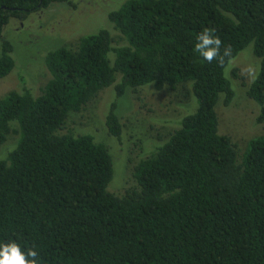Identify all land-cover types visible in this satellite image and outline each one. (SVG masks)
Wrapping results in <instances>:
<instances>
[{
    "label": "trees",
    "instance_id": "obj_1",
    "mask_svg": "<svg viewBox=\"0 0 264 264\" xmlns=\"http://www.w3.org/2000/svg\"><path fill=\"white\" fill-rule=\"evenodd\" d=\"M70 2L0 0V30ZM108 21L119 41L101 29L51 49L38 94L22 87L0 98V148L14 126L19 136L0 157V240L36 248L41 264H264V134L238 159L215 111L221 96L226 105L233 98L225 67L253 43L259 70L246 95L264 119V0H127ZM205 29L222 41L211 63L193 51ZM12 49L2 41L0 79L15 66ZM116 75L117 98L188 84L197 104L138 161L137 187L122 195L107 191L108 147L66 128ZM115 111L112 102L105 125L118 138Z\"/></svg>",
    "mask_w": 264,
    "mask_h": 264
},
{
    "label": "rangeland",
    "instance_id": "obj_2",
    "mask_svg": "<svg viewBox=\"0 0 264 264\" xmlns=\"http://www.w3.org/2000/svg\"><path fill=\"white\" fill-rule=\"evenodd\" d=\"M126 1L71 0L70 4L53 3L34 11L23 21L10 19L0 30V48L3 40L12 45L15 66L9 75L0 79V98L22 87L38 94L50 78L43 60L51 49L74 47L81 36L101 29L110 31L119 41L108 21V14ZM258 70L259 59L253 54V43H249L224 69V75L233 88L231 102L226 105L221 96L215 106L218 133L231 138L238 159L250 138L264 134V119L258 120L260 108L246 95L248 85ZM119 80L120 75H116L115 83L102 89L79 112L71 113L66 128L75 135H90L95 143L108 147L113 161V176L107 191L122 195L126 189L137 187L133 171L138 161L148 157L166 141L169 134L179 127L181 117L192 113L194 108L196 110L197 104L195 106L188 84L175 90L165 86L161 91H155L152 84H147L136 90L127 89L117 98L114 85ZM112 102L116 103L115 112L121 128L118 138L112 137L105 125V115ZM14 128L0 148V157H5L7 151L16 146L19 136Z\"/></svg>",
    "mask_w": 264,
    "mask_h": 264
},
{
    "label": "clouds",
    "instance_id": "obj_3",
    "mask_svg": "<svg viewBox=\"0 0 264 264\" xmlns=\"http://www.w3.org/2000/svg\"><path fill=\"white\" fill-rule=\"evenodd\" d=\"M222 41L212 31L205 29L196 37L193 51L211 63L219 56ZM0 264H41L36 248H25L15 239L0 240Z\"/></svg>",
    "mask_w": 264,
    "mask_h": 264
}]
</instances>
